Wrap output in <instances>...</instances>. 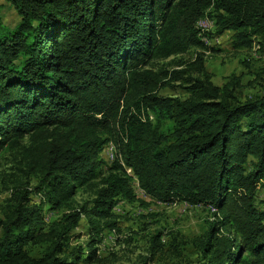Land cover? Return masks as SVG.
<instances>
[{
  "label": "trees",
  "instance_id": "16d2710c",
  "mask_svg": "<svg viewBox=\"0 0 264 264\" xmlns=\"http://www.w3.org/2000/svg\"><path fill=\"white\" fill-rule=\"evenodd\" d=\"M5 1L20 21L0 9V157L18 172L0 204V264L98 261L136 179L162 202L209 207L200 264H264V84L242 100L240 77L220 86L204 65V39L228 30L235 47L264 49V0ZM191 49L195 60L169 62L179 69L151 64ZM174 81L186 98L160 93ZM81 188L94 196L77 206ZM45 206L63 212L47 223ZM83 217L88 248L71 241Z\"/></svg>",
  "mask_w": 264,
  "mask_h": 264
},
{
  "label": "rangeland",
  "instance_id": "374dc122",
  "mask_svg": "<svg viewBox=\"0 0 264 264\" xmlns=\"http://www.w3.org/2000/svg\"><path fill=\"white\" fill-rule=\"evenodd\" d=\"M0 5L4 22L15 26L20 21L16 8L5 0H0ZM206 20L200 21V26L204 31L213 30L215 28L213 21ZM233 34V31L228 30L222 35L204 39L206 44L215 47L214 51L205 52L204 65L217 85H224L233 76L240 77L241 99L246 100L259 92L264 84V49H259L258 43L251 47H235ZM258 40L260 39L256 37L255 41ZM196 53L195 49H191L187 53L167 59H152L151 64L179 69L176 63L169 65V62L193 61ZM160 93L182 98L188 96L181 81H174L173 85L162 88ZM110 145V143L105 145L101 154L104 168L113 161L109 159L110 151L113 152V147ZM16 166L11 154L4 153L0 157V204L10 194L8 187L11 185V179L14 178L12 175L18 172ZM128 171L132 173L130 169ZM134 185L136 200L119 199L111 218L113 227L105 226L102 229L101 241L98 244L99 260L88 263L83 259L81 264H200L201 255L196 240L207 229L208 221L214 218L209 207L193 206L180 201L165 203L145 194L136 181ZM93 196V191L81 188L74 198V204L80 206ZM33 197L36 202L39 201L38 195L34 194ZM257 206L264 208L262 187L257 195ZM211 210L213 211L212 208ZM62 212V210H50L45 206L43 215L49 223ZM89 227L88 218L83 217L81 225L73 232L71 238L73 245H88L92 235L94 236L89 231ZM157 243L160 244L154 247ZM39 251V246L34 247V253Z\"/></svg>",
  "mask_w": 264,
  "mask_h": 264
},
{
  "label": "built area",
  "instance_id": "2783aa9c",
  "mask_svg": "<svg viewBox=\"0 0 264 264\" xmlns=\"http://www.w3.org/2000/svg\"><path fill=\"white\" fill-rule=\"evenodd\" d=\"M115 158H116L115 153H113V152L110 151V158H109V159H113V160H114ZM131 175H134V174L131 173ZM135 179H136V178H135ZM135 181L138 182L137 179H136Z\"/></svg>",
  "mask_w": 264,
  "mask_h": 264
},
{
  "label": "bare ground",
  "instance_id": "6f19581e",
  "mask_svg": "<svg viewBox=\"0 0 264 264\" xmlns=\"http://www.w3.org/2000/svg\"><path fill=\"white\" fill-rule=\"evenodd\" d=\"M206 28V27H205ZM111 146V145H110Z\"/></svg>",
  "mask_w": 264,
  "mask_h": 264
}]
</instances>
